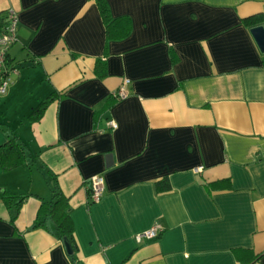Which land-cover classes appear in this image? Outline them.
<instances>
[{
  "label": "crops",
  "instance_id": "obj_1",
  "mask_svg": "<svg viewBox=\"0 0 264 264\" xmlns=\"http://www.w3.org/2000/svg\"><path fill=\"white\" fill-rule=\"evenodd\" d=\"M106 2L130 31L105 46L96 0H0V21L16 20L0 145L13 135L25 156L0 167V264H264V52L250 32L264 0ZM58 190L73 258L53 221L32 227Z\"/></svg>",
  "mask_w": 264,
  "mask_h": 264
},
{
  "label": "trees",
  "instance_id": "obj_2",
  "mask_svg": "<svg viewBox=\"0 0 264 264\" xmlns=\"http://www.w3.org/2000/svg\"><path fill=\"white\" fill-rule=\"evenodd\" d=\"M96 4L101 14L103 25L105 27L106 44L112 39H122L129 34L130 25L129 20L122 17H112L109 12L108 4L106 0H96ZM249 22L250 25L260 24V17H249L244 20ZM0 21V30L3 25ZM94 71L97 75L105 73V63L101 58H97L95 61ZM55 98V95L51 93L47 98L41 100L32 111L31 115L33 119L41 117L47 104ZM25 162L23 146L17 141L15 136H9L7 140L0 145V167L3 170H7ZM226 183V179L217 180L208 183L210 187H220L221 182ZM164 183V184H163ZM163 184V185H162ZM157 191L167 190L169 185L167 180H159L155 183ZM6 201L8 203L16 202V208L18 209L24 196L8 194ZM50 219L54 222V229L51 233L59 239L66 238L72 248V254L70 257L73 258L76 252V244L73 237L72 222L68 212V201L67 197L64 196L59 190L55 192L54 197L50 201H44L41 203L38 210L37 219L35 220L32 227H47V220Z\"/></svg>",
  "mask_w": 264,
  "mask_h": 264
},
{
  "label": "built area",
  "instance_id": "obj_3",
  "mask_svg": "<svg viewBox=\"0 0 264 264\" xmlns=\"http://www.w3.org/2000/svg\"><path fill=\"white\" fill-rule=\"evenodd\" d=\"M16 40V20L12 14H8L6 24L0 30V94L5 93L6 86L10 80L9 67L7 65L8 51L10 46ZM129 81L126 79L119 86L115 92V96L120 98L126 95V85ZM112 128H116L117 124L113 120L107 122ZM201 166L196 168V171H201ZM104 179L101 175H93L88 180V194L89 199L92 202L100 200L103 192ZM161 230L159 223H154L150 228L143 230L135 235L137 242H140L143 238L157 237Z\"/></svg>",
  "mask_w": 264,
  "mask_h": 264
},
{
  "label": "water",
  "instance_id": "obj_4",
  "mask_svg": "<svg viewBox=\"0 0 264 264\" xmlns=\"http://www.w3.org/2000/svg\"><path fill=\"white\" fill-rule=\"evenodd\" d=\"M252 36L254 37L256 44L261 52H264V25H256L250 29ZM65 250L68 254H72V248L66 238L62 239Z\"/></svg>",
  "mask_w": 264,
  "mask_h": 264
}]
</instances>
